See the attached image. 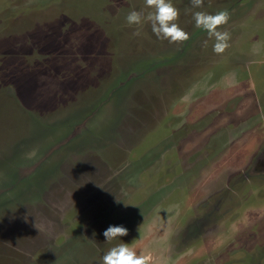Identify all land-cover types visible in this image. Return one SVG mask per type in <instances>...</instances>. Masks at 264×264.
Masks as SVG:
<instances>
[{"label":"rangeland","instance_id":"obj_1","mask_svg":"<svg viewBox=\"0 0 264 264\" xmlns=\"http://www.w3.org/2000/svg\"><path fill=\"white\" fill-rule=\"evenodd\" d=\"M171 3L184 43L146 0H0V264H264V0Z\"/></svg>","mask_w":264,"mask_h":264},{"label":"clouds","instance_id":"obj_2","mask_svg":"<svg viewBox=\"0 0 264 264\" xmlns=\"http://www.w3.org/2000/svg\"><path fill=\"white\" fill-rule=\"evenodd\" d=\"M194 8H202L204 0H191ZM146 6L154 9L146 16L138 11H131L126 21L128 25H143L145 21L151 23L152 32L161 39H166L170 43H184L190 39L188 32L183 30L176 21L180 16V11L171 0H146ZM195 26L208 33L209 38H215L213 51L216 54H223L229 47L230 33L218 30L228 23L230 13L227 10L219 11L215 14L197 11L194 13ZM141 34L140 29L133 33L135 36ZM207 46V41H205ZM129 230L123 225H110L103 233L106 241H113L127 236ZM102 264H146L142 255L128 246L127 243L118 244L112 247L103 256Z\"/></svg>","mask_w":264,"mask_h":264},{"label":"flooded vegetation","instance_id":"obj_3","mask_svg":"<svg viewBox=\"0 0 264 264\" xmlns=\"http://www.w3.org/2000/svg\"><path fill=\"white\" fill-rule=\"evenodd\" d=\"M263 154L262 157H264V149H263ZM262 157H259L258 160H260V158ZM229 188H232L229 186ZM226 197V194H223L221 198H218L216 201H214L213 203H211V207H207L206 208V211H205V219H210L212 220L213 218H216V215L221 213V206H222V203L224 202V198ZM207 204L209 205V203L207 202ZM197 219V218H196ZM198 221V220H197ZM196 223V222H195ZM205 264H209V263H205Z\"/></svg>","mask_w":264,"mask_h":264}]
</instances>
